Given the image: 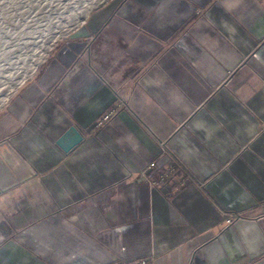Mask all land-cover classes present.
I'll list each match as a JSON object with an SVG mask.
<instances>
[{
    "label": "crops",
    "instance_id": "obj_1",
    "mask_svg": "<svg viewBox=\"0 0 264 264\" xmlns=\"http://www.w3.org/2000/svg\"><path fill=\"white\" fill-rule=\"evenodd\" d=\"M83 24L125 61L108 84L65 76L85 45L69 38L0 112V141L35 171L0 195L19 227L0 264H264V0H110ZM99 191L109 209L85 202Z\"/></svg>",
    "mask_w": 264,
    "mask_h": 264
},
{
    "label": "rangeland",
    "instance_id": "obj_2",
    "mask_svg": "<svg viewBox=\"0 0 264 264\" xmlns=\"http://www.w3.org/2000/svg\"><path fill=\"white\" fill-rule=\"evenodd\" d=\"M109 1L0 0V112L13 98L25 78L30 76L36 67L45 64L52 57L54 50L70 38L69 34L84 23L91 12ZM105 37L114 41H105ZM79 39H85V45L70 64L65 76L78 71L80 66H86L91 67L99 81L108 84L110 77H107V66L112 64L111 61H106L107 55L112 53L115 58L120 54L118 66H123L122 61H125L116 36L101 28L93 36ZM93 62L99 64L97 68L92 66ZM105 202L103 201V204ZM97 204L99 209L103 210L104 205L101 202ZM62 215L72 220L74 213ZM254 220L264 231V218L258 215ZM233 221L234 217L231 216L230 221L225 223L230 226Z\"/></svg>",
    "mask_w": 264,
    "mask_h": 264
},
{
    "label": "water",
    "instance_id": "obj_3",
    "mask_svg": "<svg viewBox=\"0 0 264 264\" xmlns=\"http://www.w3.org/2000/svg\"><path fill=\"white\" fill-rule=\"evenodd\" d=\"M113 21L117 22L119 25L123 26L135 32L146 40L160 46L158 42H155L148 36L141 33L136 27L132 26L126 21L120 20L116 17L112 18ZM90 36L89 30L87 27L81 23L78 27H76L70 34L69 37L72 39L76 38H87ZM0 150H3L6 156H1L4 165L10 170L13 178L8 179L7 183L0 182V195L5 193L6 191L19 186L25 181L31 179L35 176V171L31 168L28 162L20 156V154L10 146L7 140L0 141ZM1 181V180H0ZM19 230V227L11 220L7 219L0 211V245L7 241L10 237L14 236L16 232Z\"/></svg>",
    "mask_w": 264,
    "mask_h": 264
},
{
    "label": "built area",
    "instance_id": "obj_4",
    "mask_svg": "<svg viewBox=\"0 0 264 264\" xmlns=\"http://www.w3.org/2000/svg\"><path fill=\"white\" fill-rule=\"evenodd\" d=\"M105 41L111 42V41H114V40L105 37ZM108 45H109V44H108ZM108 45H107V46H108ZM110 53H111V52H110ZM111 54H112V53H111ZM111 54H110V55H107V57H106V61H107V60L110 61V59L112 58V55H111ZM92 58H94V57H92ZM107 62H108V61H107ZM93 63H94V65H92V66H93L94 68H97L99 64H96L95 62H93ZM113 115H114V110H109V111L105 112L104 114H102V116H101V117L99 118V120L97 121V125L104 124V123H108V122L111 120V118L113 117ZM153 164H154L153 161H151V162L147 165L146 169L152 167ZM172 170H173V167H169V168L164 172V174H168V173L171 172ZM136 180H137L138 182L145 183V184H147V185L150 186V187H154V186H156V184H157L156 182H152V181H150V180L148 179L147 175L145 174V170H142V171L138 174ZM104 198H105V192H104V191H99V192H97V193H94V194L88 196V197L85 199V202H87V203L101 202V203L103 204ZM103 205H104V207L102 208L103 210L109 209V206H108V205H106L105 203H104ZM79 207H80V206H79L78 204H70V205H68L67 207L63 208V209L61 210V213L64 214V215H66V214H68V213H70V212H74L75 210L79 209ZM230 219H231V216H230V215H225V221H226V223H228V222L230 221ZM128 264H145V259L140 258V259H138V260H136V261H132V262H130V263H128Z\"/></svg>",
    "mask_w": 264,
    "mask_h": 264
}]
</instances>
